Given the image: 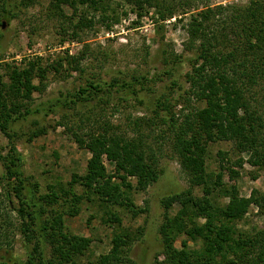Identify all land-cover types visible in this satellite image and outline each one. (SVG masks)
Instances as JSON below:
<instances>
[{"label": "rangeland", "instance_id": "obj_1", "mask_svg": "<svg viewBox=\"0 0 264 264\" xmlns=\"http://www.w3.org/2000/svg\"><path fill=\"white\" fill-rule=\"evenodd\" d=\"M105 1L106 13L100 8L80 7L78 16L88 18L80 27L79 18L73 17L70 8L64 7L63 19L54 11L51 0H6V9L10 12L0 10V76L9 86L10 73L16 69L23 71L35 62L47 69L43 81L33 78L35 86H46L45 93H34V104L28 106L55 102L76 92L87 80L122 83L131 82L135 76L150 80L144 89L137 86L136 96L131 90L125 94L114 91L109 105L98 100L72 109L59 104L47 116L33 114L18 121L12 131L17 135L16 145L25 160V177L39 184L42 197L49 192L48 186L58 189L59 185H68L73 174L86 173L91 155L75 143L69 132L72 128L83 126L84 135L102 128L109 130V125L113 128L111 132L141 139L148 156L158 161L161 170L158 181L147 191L131 192L137 211L145 212L134 216L127 208L99 205L93 196L95 202H85L78 216L63 218L69 232L92 241L89 251L77 260L79 264L93 262L109 253L112 238L125 231L135 235L130 256L136 264H161L165 260L159 234L165 213L164 198L191 190L196 197H208L222 207L229 203L226 191L232 187H236L240 198L248 199L254 191L264 196V170L252 167L247 162L249 155L240 154L230 142L208 145L207 181L202 186H194L190 173L182 167L179 148L175 147L174 122L168 118V111L157 108L161 99H168L180 123L183 111L188 114L193 107H204L185 94L189 89L186 75L191 72L193 59V52H184L191 14L209 6L244 7L252 0H190L192 6L185 8L187 11L178 0L172 3L175 15L166 21L159 13V8H163L161 0H151L158 6H147L142 18L138 17V8H134L130 0ZM172 54L174 56H170ZM248 97L253 106L264 112V82L253 87ZM44 128L47 129L44 136L29 141L32 132ZM7 145L8 140L0 132V156H6ZM103 165L108 174H114L113 164L105 159ZM221 173L223 185L217 187V175ZM3 174L0 160V211L7 213L0 218V258L9 264H23L29 243L20 232L21 219L17 212L13 207L7 208L5 187L1 182ZM130 181L136 185V180ZM48 209L56 213L68 211L62 202ZM174 209L175 213L179 207ZM49 212L46 217L51 215ZM263 213L264 210L252 205L247 215L235 223L236 232L247 238L264 237ZM112 215L118 220H111ZM189 245L201 247L200 243ZM176 248L181 249V241L176 242Z\"/></svg>", "mask_w": 264, "mask_h": 264}, {"label": "trees", "instance_id": "obj_2", "mask_svg": "<svg viewBox=\"0 0 264 264\" xmlns=\"http://www.w3.org/2000/svg\"><path fill=\"white\" fill-rule=\"evenodd\" d=\"M177 1L161 0L163 8H159V13L163 21L173 18L176 9L172 3ZM130 2L138 8L136 13L140 18L147 6H158L151 0ZM179 2L183 10L192 6L190 0ZM106 4L105 0H51L54 11L63 19L64 7L70 8L73 17L79 18L80 27L88 22L86 16H78L80 7L100 8L106 13ZM0 10L10 12L6 0H0ZM186 27L188 40L184 52H193V59L191 72L186 75L189 89L185 94L204 107H193L188 114L183 111V121L179 123L171 101L165 98L157 103V108L168 111V118L174 122L175 147L179 148L183 169L190 173L194 186H202L208 177V145L230 142L240 154L249 155L247 162L252 167L264 170V112L253 106L248 97L253 87L264 82V0H252L244 7H205L191 14ZM46 71L38 63H30L29 68L10 73L9 86L0 76V132L8 140L7 154L0 156L4 169L1 182L7 208L13 207L17 212L21 219L20 232L29 243L23 264H79L77 260L89 251L92 241L69 232L63 217L78 216L85 202H95L93 196L99 205L127 208L134 216L144 213L145 210L137 211L131 192H145L158 181L161 174L158 161L150 159L141 139L111 132L113 128L109 125V130L102 128L84 135L83 126L77 127L80 132L72 128L69 132L75 143L91 155L86 173L73 174L68 185H59L58 189L48 186L49 192L42 197L39 184L25 177V160L17 148L12 126L33 114L47 116L59 104L72 109L98 100L109 105L114 91L125 94L131 90L136 96L137 86L144 89L150 80L144 76L122 83L87 80L76 92L55 102L28 106L34 104V93H45L46 86H35L33 78L43 81ZM156 116L163 119L157 113ZM46 133V128L35 130L29 141ZM105 159L115 166L113 175L107 173ZM130 179L136 180V185ZM222 179V173L217 175V187L223 185ZM226 195L229 203L222 207L208 197H196L191 190L162 200L165 213L159 234L165 260L161 264H264V237L247 238L235 229V223L247 215L252 205L264 210V196L254 191L250 198H240L236 187L227 190ZM60 202L67 205L68 211L56 213L51 209V215L46 217L50 210L47 207ZM175 207L179 210L174 213ZM6 214L0 211V218ZM113 218L118 220L116 215ZM134 237L128 231L116 234L110 252L87 264H136L130 256ZM178 240L181 249L176 248ZM190 243H200L201 247H191ZM0 264L9 263L0 258Z\"/></svg>", "mask_w": 264, "mask_h": 264}, {"label": "water", "instance_id": "obj_3", "mask_svg": "<svg viewBox=\"0 0 264 264\" xmlns=\"http://www.w3.org/2000/svg\"><path fill=\"white\" fill-rule=\"evenodd\" d=\"M3 28H5V25H3Z\"/></svg>", "mask_w": 264, "mask_h": 264}]
</instances>
